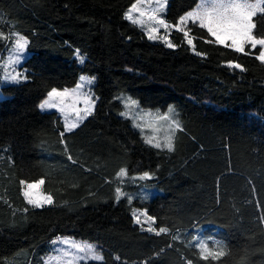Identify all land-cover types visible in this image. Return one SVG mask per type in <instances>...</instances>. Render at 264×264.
<instances>
[{
    "label": "trees",
    "instance_id": "obj_1",
    "mask_svg": "<svg viewBox=\"0 0 264 264\" xmlns=\"http://www.w3.org/2000/svg\"><path fill=\"white\" fill-rule=\"evenodd\" d=\"M136 2L0 0V33L7 35L0 62L11 32L28 39L31 53L23 82L3 85L0 74V264H44L45 246L59 236L103 251V261L81 264H264L260 46L239 53L209 43L214 38L191 23L195 51L179 31L169 48L126 19ZM198 3L170 0L167 21L177 24ZM254 22V35L264 37V13ZM82 74L96 78V109L66 132L61 116L39 105L52 89L75 87ZM124 97L162 115L176 110L173 151L146 143ZM121 169L126 182L117 177ZM144 173L157 189L148 199L131 182ZM41 179L53 203L34 208L21 181ZM137 209L169 231L143 230ZM201 241L225 255L201 259Z\"/></svg>",
    "mask_w": 264,
    "mask_h": 264
},
{
    "label": "snow or ice",
    "instance_id": "obj_2",
    "mask_svg": "<svg viewBox=\"0 0 264 264\" xmlns=\"http://www.w3.org/2000/svg\"><path fill=\"white\" fill-rule=\"evenodd\" d=\"M148 3L147 9H142L139 5L142 3ZM166 0H158V7L151 8V0H137V3H134L132 7L129 9L126 14V19L132 21L133 23L144 25V17H147L148 21H152L155 24L159 25V27H150L147 30L148 39L156 40L158 38L162 39L167 47L173 48L176 45L172 44L170 40H168V35L170 33L167 32V29L170 27L175 29L176 31L183 32L186 42L189 46H192V50L195 51V46L193 44V39L189 37V32L185 30L184 25L188 22L193 24H198L201 29H205L207 34H209L214 40H209V43H216L218 45H223L225 48L234 49L236 52L244 53L246 46H250L252 50H255L257 46H260V51L256 56V59L261 63H264V37H257L254 35V30L256 28V24L254 22V18L258 15V13H264V0H200L196 8L187 12L184 16L179 18V21L175 25H169L162 18L159 17L158 13L163 10L165 7ZM139 13L138 17L133 16V13ZM160 28L166 30L165 35L158 36ZM0 38L7 39V37H3V34L0 33ZM28 46V40L23 36H19L18 34L14 39V52L16 55L13 58H10L9 64L19 63L23 58V54L25 53ZM200 55V53H197ZM80 63L84 62V57L79 55V51L76 53ZM229 67L241 69L240 64L229 63ZM21 73H15L13 75L6 76L5 79H11L12 81H18L21 78ZM23 79H27V77H23ZM92 83V79L81 76L80 83L77 84L76 88L72 90L64 89L63 91H58L57 89H52L48 93V98L44 100L39 108L41 110L57 108L60 104L64 103V98L70 96L83 95L84 96V108L79 109L73 107V112H75L76 120L69 121L67 116L65 117V128L68 132L73 131L75 128L79 127L80 122L87 118V116L92 114L94 109L95 102L92 100L91 96L83 93V89L88 87ZM59 100V103L54 101ZM135 101H131V104H135ZM60 111H64V108H60ZM171 112L172 110L169 109ZM122 115H126V113H121ZM150 115V114H149ZM159 119L168 121V116H161ZM138 127L140 125H137ZM180 129V124L172 120L169 123V130L171 134L165 135L164 142L161 143L155 136L152 138L146 139V143L152 145L153 147L160 149L166 148L168 151L174 150V144L172 135L175 130ZM60 135L63 137L64 133L61 132ZM71 159V156H69ZM127 176V171L125 169H121L117 177L123 178ZM149 173H144L140 179H149ZM21 184L24 185L23 195L26 199L27 204L31 205L34 208H43L45 205H51L53 203V198L51 195H42L37 190L41 185L44 184V180L41 179L35 183H28L25 181H21ZM117 200L120 199L121 195H123L121 189L117 187L115 189ZM131 198L129 197V201ZM27 211V208L24 209ZM141 216L146 217V220L142 221ZM133 217L135 219V223L141 225L143 227L144 223H148L147 231L154 232L156 235H160L162 233H167L169 230L164 227H160L159 229L152 227V224H155V218L148 216L147 212H143L137 214L135 211L133 212ZM174 239H178V237H174ZM64 243H70L69 241H64ZM71 247L76 249L79 253H83L84 255L79 256V260H96L102 261L103 256L100 255L94 245L87 244H75L71 243ZM196 248L199 249V255L201 259L208 260L209 257L213 259H218L221 256L225 255L223 248L220 247L219 250H212L208 247L206 242H198L195 245ZM66 255H74L66 253ZM117 259H119L117 257ZM68 264H75L74 260H69ZM187 264H191V261H188Z\"/></svg>",
    "mask_w": 264,
    "mask_h": 264
},
{
    "label": "rangeland",
    "instance_id": "obj_3",
    "mask_svg": "<svg viewBox=\"0 0 264 264\" xmlns=\"http://www.w3.org/2000/svg\"><path fill=\"white\" fill-rule=\"evenodd\" d=\"M169 1L170 0H166L165 7L163 8L162 11H160L158 13V15L166 23H168L169 25H173L172 23L168 22L167 19H166L167 10H168V7H169ZM199 2H200V0H199ZM252 2H255V1H252ZM139 6L142 9H147L148 8V3L145 2V3L140 4ZM157 7H158V0H151V8H157ZM128 11H127V13H128ZM133 16H134V18L138 17L139 13H135L134 12ZM143 19L145 21L143 26H141L140 24H136V23L135 24L138 25L146 34H147V30L150 27H159V25L155 24L154 22L148 21L147 17H144ZM189 24H191V22H188L183 27H185V30L189 32V37L193 39V44H194V36L188 30ZM175 31L176 30L171 28V27L169 29H167V32L170 33V35H168V40H170V42L172 44H174V45H176L175 42L173 41V35H174ZM165 32H166L165 29L160 28L158 36L165 35ZM17 34L19 36H23L24 38H26L24 35H22L21 33H18V32H11V34L8 35V37L10 36V38H8V44H7V49L5 51V56H4L3 60L0 62L1 83L3 85L18 84V83H21V82L24 81L23 72L21 70V67L24 64V62L31 55V53H30V51L28 49V46H27V49H26L25 53L23 54V58L20 60L19 63H15V64H11V65L9 64L10 58H13L16 55V53L14 52V39H15V36ZM147 36H148V34H147ZM6 37H7V35H6ZM184 40L186 42L185 37H184ZM151 41L157 42V43H161V44H164L165 46H167L166 43L160 38H158L156 40H151ZM28 44H29V42H28ZM176 47H177V45L175 47H173V48H176ZM257 47H259V46H257ZM15 73H21L22 74L21 78L18 81H12L10 78L9 79H5L6 76L10 77V75H13ZM81 76H86V77L92 79V83L90 85H88V87L83 89V93H86L87 95L91 96L92 100L95 102L94 109L92 111V114H93L95 112L96 105H97V98H96V95H95L96 78L94 76H92V75H89V74H82ZM79 83H80V80H79ZM76 86L75 87H71V88H66V89L72 90V89L76 88ZM57 90L58 91H63L64 89H57ZM47 98H48V96H47ZM130 98L131 97H124L123 98V101H124V103L126 105V113L130 114V117L136 122L137 125H140V127L143 129V132L145 133L147 139L148 138H152V137L155 136L161 143H163L165 135L171 134V132L169 130L170 121L175 120L181 125V122H180V120L178 118V114H177L175 109L172 108L171 112L169 111L167 114L162 115L160 113V111H158V110L142 108L140 103L137 100H134V99L132 100ZM131 101H135L136 103L133 105V104H131ZM54 102L59 103V100H56ZM84 106H85L84 105V96L83 95H77V96H70V97L64 98V103L60 104L59 107H57V108H50V109H44V110L40 109V110L42 112H57L61 116V118H62V120L64 122V125H65V117L66 116H67L69 121H75L76 120L75 112H73V110H72L73 107L82 109V108H84ZM61 107L64 108L63 112L60 111ZM91 115L87 116L86 119H84L82 122H80L79 127ZM161 116H168L169 120L168 121H164V120L159 119V117H161ZM79 127L75 128L73 131L77 130ZM65 131L68 132L66 130V128H65ZM176 131L177 130H175L174 134L172 135L173 142H174V136H175ZM163 149H166V148H163ZM33 183H35V182H33ZM35 191L39 192L42 195H48V194H46L44 192L43 185H41ZM45 206H47V205H45ZM135 212L137 214H140V213H143V212H146V211L137 209ZM141 220L142 221L146 220V217L141 216ZM148 226H149L148 223H144L143 224L144 230H146ZM151 226L156 228L155 224H152ZM64 241H69L70 243H64ZM71 243L81 244V245L90 244V243H87L85 241L75 239L73 237L59 236V237L55 238L54 240H52L51 242H49L45 246V252H44V254L42 256L43 263L44 264H68L69 260H74L75 264H81L82 262H86V261H96V260H91V259L79 260L78 257L82 256L84 254L83 253H79L76 249L72 248L71 247ZM95 248H96V251L100 255L103 256V259H104L103 251L100 248H98L97 246H95ZM66 253L74 254V255H66Z\"/></svg>",
    "mask_w": 264,
    "mask_h": 264
},
{
    "label": "crops",
    "instance_id": "obj_4",
    "mask_svg": "<svg viewBox=\"0 0 264 264\" xmlns=\"http://www.w3.org/2000/svg\"><path fill=\"white\" fill-rule=\"evenodd\" d=\"M127 115L130 117L129 113H127ZM134 123L136 124L135 121H134ZM136 126H137V124H136ZM139 129L142 131L143 135L146 137L145 133L143 132V129L140 126H139ZM146 139H147V137H146ZM140 177H136L131 182L133 183V186L135 187L134 190L136 189L137 192H139L137 194L138 197H142V198H145V199L147 198L148 199V198L152 197L154 194L157 193L156 185L154 184V182H151L152 176H150L149 179H140ZM121 179H123L125 181L126 177H123ZM130 186H132V185H130ZM130 189L132 190L133 188H130ZM155 224H156V222H155ZM142 229L144 230L143 227H142Z\"/></svg>",
    "mask_w": 264,
    "mask_h": 264
}]
</instances>
